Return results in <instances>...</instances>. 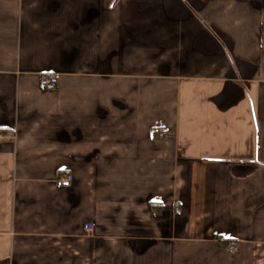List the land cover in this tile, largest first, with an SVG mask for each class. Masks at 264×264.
Instances as JSON below:
<instances>
[{
  "label": "crops",
  "instance_id": "1",
  "mask_svg": "<svg viewBox=\"0 0 264 264\" xmlns=\"http://www.w3.org/2000/svg\"><path fill=\"white\" fill-rule=\"evenodd\" d=\"M0 134V264H264V0H0Z\"/></svg>",
  "mask_w": 264,
  "mask_h": 264
},
{
  "label": "built area",
  "instance_id": "2",
  "mask_svg": "<svg viewBox=\"0 0 264 264\" xmlns=\"http://www.w3.org/2000/svg\"><path fill=\"white\" fill-rule=\"evenodd\" d=\"M57 78L55 76H46L40 80V86L44 90H52L57 86ZM2 138V135L0 134V139ZM71 175L65 174L60 176L56 180V185L59 187H68L71 183ZM88 230H90V227H88ZM227 251L231 254H234L237 251V245L233 242L229 243L227 245Z\"/></svg>",
  "mask_w": 264,
  "mask_h": 264
},
{
  "label": "trees",
  "instance_id": "3",
  "mask_svg": "<svg viewBox=\"0 0 264 264\" xmlns=\"http://www.w3.org/2000/svg\"><path fill=\"white\" fill-rule=\"evenodd\" d=\"M222 245L224 246V245H226L225 243H222Z\"/></svg>",
  "mask_w": 264,
  "mask_h": 264
}]
</instances>
